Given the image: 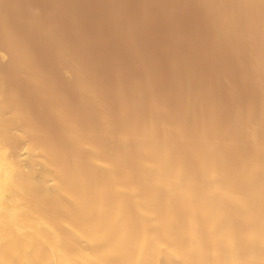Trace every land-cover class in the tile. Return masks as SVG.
Returning <instances> with one entry per match:
<instances>
[{"label": "bare ground", "instance_id": "6f19581e", "mask_svg": "<svg viewBox=\"0 0 264 264\" xmlns=\"http://www.w3.org/2000/svg\"><path fill=\"white\" fill-rule=\"evenodd\" d=\"M216 1L219 2L217 9L221 10H215L220 13H217L220 21L232 32L246 31L248 21L255 18L258 23L255 26H259L264 36V0ZM226 2H229L227 6ZM4 5L2 10L10 4L5 8ZM36 8L23 12L28 20L26 25L29 24L25 28L33 30L35 26L48 40L47 45L52 44L51 52L54 50L58 64L68 78H75L80 98H90L94 110L86 98L89 112H77L76 108L74 111L65 95L56 90L54 80H45L51 76L37 67L39 57L34 56L36 62L25 39L26 44L19 42L22 38L16 42L17 34L14 33V37L13 30L9 33L14 37L11 41H15L9 47L16 56L12 57L18 60L14 61L16 67L19 64L23 76L34 83L33 88L37 85L40 106L48 107L51 113L48 123L57 126L62 134L56 137L47 120L46 123L36 120L0 75V264H264L263 105L257 101L258 106L253 105L252 111L232 112L228 120L211 107H204L200 115L194 116L190 106H183L182 118L174 119L178 116L173 111L176 105L166 100L164 90L157 91L153 85L148 86L149 83L145 85L148 88H141L143 77L142 81L140 78L128 85L130 93L127 97V91L126 99L116 89L108 91L106 86L103 89L100 79L102 87L98 80L90 79L95 73L91 76L85 72L87 68L80 63L77 54L79 48L85 49L78 47L74 54L66 37L70 45L65 39L54 40L55 30L45 21L49 17L40 22L43 20L39 19L40 10ZM13 9L17 12L20 6ZM121 9L115 11L119 12L115 13L118 18L123 16L125 8ZM8 12L0 11V24L4 25ZM54 21L50 22L54 24ZM55 29L59 32L57 27ZM70 29L75 31L73 27ZM56 31L55 38H58ZM78 32L74 34L80 37L81 30ZM239 34L237 38L241 36L246 40L242 43L248 45L253 41L247 42L248 37H243L242 32ZM84 37L83 32L80 39ZM4 39L8 38L1 40ZM240 40L233 42L239 41L236 43L239 45ZM262 40L261 50L264 51V37ZM73 46L75 49V44ZM241 47H238L240 55L245 50L241 51ZM4 51L0 52L3 59L12 55ZM253 53L257 58L256 51ZM250 56L244 55V58L251 59ZM12 57L7 59L13 60ZM87 65L91 63L88 61ZM254 72L258 71L254 69ZM193 74L191 79H194ZM257 75L254 76L258 79ZM174 90L175 87L171 91ZM136 96L144 97L147 105L144 110L134 106ZM189 97L191 102L194 98ZM255 97L251 98L253 102L259 99ZM89 107L93 111L90 112Z\"/></svg>", "mask_w": 264, "mask_h": 264}, {"label": "rangeland", "instance_id": "374dc122", "mask_svg": "<svg viewBox=\"0 0 264 264\" xmlns=\"http://www.w3.org/2000/svg\"><path fill=\"white\" fill-rule=\"evenodd\" d=\"M13 1H16V0H8V1L6 0V2L4 1V3L0 2V4H2V6H3V4H6V5H4V8H5V6L8 5V3L11 5V6L8 5L9 7L7 6L6 10L5 9L2 10L1 9L2 6L0 5V11H2V13H4V14L7 13V11H9L10 13L8 12L9 13L8 17L10 16V19L13 18L12 22L9 21L10 19L8 17H6V19L5 18L3 19V21L7 23L8 28L3 21L2 22L5 26L0 24L1 25L0 28H2L4 31V32L0 31L1 32L0 35L2 36L4 34L3 37L8 38V39L1 40V39H3V37H0L1 38L0 39V52L5 50L4 52H6L7 54L12 53V50L10 49L9 45L12 46V44L15 42V41L13 42V40L11 41V39H12L11 37H13V36L15 37L16 34H17L16 42H18L17 41L18 38L19 39L22 38L21 39L22 41L19 40V42H24L23 39H25V42L27 44L25 42L24 43L26 44V46L29 48V50L33 54L32 57L33 58H34V56H37V58L39 57L38 60L41 63L38 62V64H36V62L38 60L36 59V57L34 58L36 61L35 64L37 65V67L39 66L40 68L45 70L47 73V76L48 75L51 76V77L48 76L50 79H45V80L46 81H50V80L53 81L54 80L55 87L57 88L56 90L59 93L65 95V99H66L67 103H70L72 105L74 111L76 108L77 112L78 111L82 112L84 110H86V112H89V109L86 107H88L87 106L88 103L91 104L92 100L90 98L86 97L89 100V102L87 103L86 98H83V96L80 98V95H79L78 90H77L78 85H75V83L77 84V82L74 83V81H76V80H73L75 78H68L67 75L64 73L63 67H61L60 64H58L59 63L58 60H56L57 59L56 56L55 55L53 56V54H55L53 52L54 50L51 52V49L54 48L52 46V44L49 42L52 47L50 45H47L48 40L44 39L39 34V31L37 30V28L35 26H32L33 30H32V28H30L31 30H29V28L28 29L25 28V27H28L27 25H29V24L27 22V25H26V21H28V20L25 18V15L23 17V14H26L23 12L29 11L30 8H31V10L35 9L36 5H37L36 10H38V11L40 10L39 13L37 12L38 15H40L39 19L43 20V21H40V20L39 21L42 23L46 21L51 25V28L52 27L54 28L55 31H56V29H55L56 27L59 30V32L56 31L57 35H60V37L57 36L58 38H55L56 34H55V31H53L54 40H57V39L59 40V38L64 40L66 37L67 40H70L71 45H72V46H70L71 48L69 46L68 47L70 50L72 49L71 52L74 54H76L75 52H77L78 47H82V50L85 49L84 51H81L79 48V50L77 52V54L80 55V58H81V59L79 58L80 59L79 61L85 68L88 69L87 70L84 68L86 73L91 74V76L94 73L96 75H98V76H96L94 74L93 75L94 78L91 77L90 79L98 80L100 82L101 87H102V83H103V85H104L102 87L103 89L105 86H106L105 88L108 87L107 88L108 91H111L112 89H114V90L116 89L121 93L122 96H124V98H126L127 94H128L127 97H129L130 91H128L129 90L128 87L130 86V83L135 82V81L138 82V80L140 78H141L140 79L141 81L144 79L143 80L144 83L140 82V84H143V85H141V88H143V86L146 87L147 84L149 83L148 86L153 85L152 87L155 88V90H157V91L158 90H161V91L164 90L163 93L165 96H167L166 100L169 101V103H171L172 106L176 105V106H174L175 108L173 109V111L175 112L174 115L175 116L178 115V116L176 118L174 117V119L182 118L181 112H183L185 110V108H183V106H185V107L190 106L189 109L191 108L190 110L194 116L200 115L202 113L204 107H211V108H214L215 111L217 110L216 111L217 114L221 115L224 118H227V120L232 118L231 116H233L232 115L233 113L237 114V113H244V112L252 111L253 105L255 106L254 108H256L258 106L257 101L260 104V106L261 105L264 106V86H263L264 85V82H263L264 81V69H263L264 68V58H263L264 57V51L261 50L262 49L261 45L263 42L262 39L264 37V36H262L263 33H261L258 25L255 26L256 19L252 18L247 23L249 26L247 25L246 29H244V30H246V31H244L245 33L249 31L251 34L246 33L247 34V36H246V34L242 31L243 29H241V32H242V34H244L243 37H245V38L248 37L247 42H250L253 40L252 42H254V43H252V42H251L252 44L248 43L249 46L246 44V42L242 43L241 41H243L244 38H242L240 36L241 32L240 31L239 32H232L233 30H231L229 26H227L225 23L220 21L221 16H219L220 15L219 12L221 10L219 11L217 9V8H219V2L217 3L216 0H171V1L170 0H118V1L117 0H112V1L110 0L111 2H109L108 0H72V1H70V0H52V1L51 0H31L32 3H29L30 0H28V2H25V0H17L16 1L17 3L16 2L13 3ZM19 1H20V3H18ZM23 1L27 5L22 4L21 2H23ZM33 1H34V3H33ZM67 1H69V3ZM113 2H115V3H113ZM117 2H118V4H120V5H118V7L120 6L123 9L124 8L125 9L123 10L120 7L118 8L116 6ZM220 2L222 3L223 1L221 0ZM224 3H225V1H224ZM16 4H18L20 6V9H19V6L16 7L17 6ZM31 4H32V7H29V6H31ZM60 4H62V6H61L62 8L60 6H58ZM114 4H116V5H114ZM227 4H229V2L228 3L226 2V6H227ZM13 5L15 6V8L19 9V11H17V12L20 15L22 14V16H20L19 14L18 15L16 14L17 9L16 10L13 9L14 8ZM33 6H34V8H33ZM113 6L114 7L116 6L115 10H114ZM161 6H162V8H161ZM221 6L222 5H220V8L222 9L223 7H221ZM21 7H23V8H21ZM73 7L75 8V10L73 9ZM27 8H28V10H26ZM63 8H65L66 11ZM12 9L15 10V12H13ZM57 9L58 10L60 9L59 12ZM118 9L123 10V16H121L122 15L121 13H120L121 15L119 16V18H121V19H122V17L124 18V19H122V21H121V19H119L117 17L118 14H115V13H119V12H115L116 10L119 11ZM215 10L219 11V12H217V13H219V15L216 13ZM70 11H72L73 13ZM43 13H45V14H43ZM60 13H61V15H60ZM111 13H113V14H111ZM41 14L43 15V17ZM74 14L76 16H74ZM114 14L116 16H114ZM112 15L115 17V20H114V17ZM14 16H17V17H14ZM20 17H22V18H20ZM44 18L45 19L48 18V19L45 20ZM50 18H51L50 21H53V19H55L54 24L56 27L53 26L54 24L52 22L48 21ZM71 18H73V19H71ZM19 20H20V23H19ZM73 20H74V22H73ZM0 21H1V19H0ZM131 21H133V22H131ZM9 22H10V24H9ZM22 22H24V23H22ZM123 22H124V24H123ZM73 23H76V26ZM119 23L122 24L123 26L125 25L124 28H123V26H120V28H119V25H120ZM24 24H25V26H23ZM256 24H258V23H256ZM10 25H11V28L9 27ZM127 25H128V28L130 27L129 28L130 31H129V29H127V27H126ZM14 26L16 29L13 28ZM3 27L7 28V29H4ZM72 27L76 32H78L80 30H81V32H80L81 34L84 32L85 37L83 38V40L80 39L81 34H80V37H79V34H77V35L74 34L75 31L70 29ZM77 27L79 28L78 30H77ZM9 28H10V30H8ZM62 28L64 29V31H67L66 34H64V31H61V30H63ZM125 28H126L127 33L125 32ZM250 29H251V31H250ZM12 30H13V32L11 33ZM35 30H37V32ZM121 30L122 31L124 30L123 33L121 32ZM128 31H129V33H128ZM9 33L13 34V36ZM14 33H16V34L14 35ZM59 33L63 34L62 35L63 38H62L61 34H59ZM237 34H239V36L242 38V40H240L241 39L240 37L239 38L236 37ZM232 35H234V38L236 37L237 40H240L239 45H236V43L238 44L239 41L235 42V44H234L233 40L234 41H237V40H236V38L233 39ZM77 36H78V38H77ZM228 38H230V40ZM123 39H124V41H123ZM6 40H8L9 42ZM73 40H74L73 43L75 44V49L73 48L74 44H72ZM3 41H5L9 44L7 45ZM44 41H46L45 42L46 44L44 43ZM66 41H65V43H66ZM133 41H135V42H133ZM244 41H246V40L244 39ZM67 43H69V42L67 41ZM128 43H130V44H128ZM241 43L243 45L244 44L245 45L243 46ZM5 44L7 45V47H5L6 46ZM208 44H210V45H208ZM254 44L256 45L255 48H254V46H255ZM69 45H70V43H69ZM128 45L130 47L133 45L134 47L132 46V48H129ZM234 45H236V47ZM240 45L242 46L240 48L241 51L244 49L245 50L247 49L246 52H245V50L242 51V55H240L241 52L238 49V47H240ZM246 45H247V47H250L252 45L251 46L252 48L251 47L247 48ZM2 47H5V48L2 49ZM28 48H26V49L28 50ZM253 48H254V50L256 49L255 50L256 51L255 56L257 55V58L256 57L254 58L253 52H255V51L253 50ZM248 49H249V53H251V54L248 53ZM81 52H85L84 54H87V56L86 55L84 56V54H82ZM178 52H179V54H178ZM243 53H244L245 57H246V55L247 56L251 55L250 56L251 59H245ZM141 54H142V56H141ZM138 55H139V57H138ZM184 55H186V56L184 57ZM12 56L16 58V56H14L13 53H12V55L11 54L7 55V57H12ZM7 57H6V59H3L0 56V63L2 64V65L0 64L1 65L0 66V75L3 77L4 81L7 82L10 87L12 86L11 88L14 89L12 91L16 92V94L15 93L14 94L18 96V98L21 100V102H23L25 107L33 112L32 113L33 117L36 118V120L39 119L40 121L45 122V123L47 120V123H48L49 122L48 119H50L51 113H50V110L48 109V107L45 106V108H42V106H40V101L38 98L40 96V93L38 92V88H36L37 85L35 84V87L33 88L34 83L32 82L33 83V85H32V83L30 81H29L30 83L28 82L29 79H27L23 76L24 73H23L22 69L19 67V64H17L18 68L16 67V63L18 60L16 61L13 57H12L13 60H11V58L7 59ZM175 57H177V58H175ZM179 57H181L182 59H180ZM246 58H249V57H246ZM14 61H16V63ZM45 61H47V62H45ZM53 61H54V63H53ZM88 61L91 63V66H89L90 64L87 65ZM86 65H87V67H86ZM220 65H221V67H220ZM69 66L71 67L72 64H70ZM254 69L256 72L257 71L258 72L253 73ZM90 70H92V71H90ZM192 70L194 71L193 73L195 74L194 75L192 73L194 76V79H191L192 78V76H191ZM216 70L218 72H216ZM20 71L23 73L22 76L25 78L24 80H23V78H21L22 76H21ZM40 71H42V70H40ZM197 71H199V72H197ZM200 71H201V73H200ZM221 71H222L223 76L221 74ZM195 72H197V74H199V76H197ZM252 73L254 75L258 74L257 76L259 77L258 78L259 80L256 78V76L252 75ZM181 74H183V75H181ZM225 74L226 75L228 74V75L226 76ZM47 76L45 75L46 78H47ZM147 76H148V79L147 78L145 79L144 77H147ZM151 76H152V79H150ZM195 76H196V81H195ZM219 76H220V78H219ZM142 77H143V79H142ZM153 77H155V78L153 79ZM185 77H187V78L185 79ZM51 78H53V79H51ZM70 79H72L73 81ZM99 79L102 81V83ZM149 79H150V82L153 81V82H151V84H150V82H148ZM199 82H200V84H199ZM227 82L229 84H227ZM153 83H155V84H153ZM193 83L195 84V86L193 85ZM154 85H157V86H154ZM227 85H228V88H226ZM17 86H18V88H17ZM179 86H181V87H179ZM187 86H188V88H187ZM196 86H197V88H196ZM156 87H158V88L156 89ZM174 87H175V90H174V92H172L171 90H173ZM146 88H148V87H146ZM33 89H35V90H33ZM188 89H191L190 90L191 93ZM194 89H195V91H194ZM228 89L229 90L232 89V90H230V92H229ZM252 89H254V90H252ZM186 90H187V92H186ZM127 91H128V93H127ZM223 91H226V92H223ZM188 93H190L189 95H191V97L194 98V99L191 98V102H190V100H188V99H190ZM236 93H238L240 95H238ZM259 93L261 96H258ZM192 94L194 96H192ZM200 96H201V98H200ZM240 96H242L241 97L242 99L240 98ZM255 96L259 97V99L256 100V102H253L251 98H253ZM232 97H234L233 98L234 100H232ZM137 98L140 102L137 101ZM126 99H128V98H126ZM134 99L136 101V103L134 105L136 107V109L138 108L139 110H144L146 108L147 105H146V102L144 101L145 99L143 96H136V98H134ZM211 100H214V101L212 102ZM85 101H86V104L84 103ZM250 101H252V102H250ZM189 102H190V104H189ZM173 103H175V104H173ZM238 103H239V105H238ZM192 104H194V105H192ZM233 104L234 105L236 104L235 105L236 108H234ZM241 105H243V106H241ZM91 106H92V104H91ZM263 106H261V107L264 108ZM176 107L177 108L179 107V109H177ZM180 107H182L183 109ZM89 108H90V112L94 110L93 106H92L93 110L91 107H89ZM49 115H50V117H49ZM93 115H94V117L98 118V115H95V114H93ZM48 127H51L50 131H52L56 137H60V135L62 134L60 129H58L57 126H55L51 123H48ZM56 133H59V134H56Z\"/></svg>", "mask_w": 264, "mask_h": 264}]
</instances>
